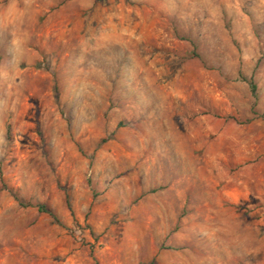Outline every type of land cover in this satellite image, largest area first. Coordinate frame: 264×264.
<instances>
[{"label":"rangeland","instance_id":"rangeland-1","mask_svg":"<svg viewBox=\"0 0 264 264\" xmlns=\"http://www.w3.org/2000/svg\"><path fill=\"white\" fill-rule=\"evenodd\" d=\"M0 264H264V0H0Z\"/></svg>","mask_w":264,"mask_h":264},{"label":"trees","instance_id":"trees-1","mask_svg":"<svg viewBox=\"0 0 264 264\" xmlns=\"http://www.w3.org/2000/svg\"><path fill=\"white\" fill-rule=\"evenodd\" d=\"M246 82H247V83L249 84V86H250L251 93H252V94H255L256 86L254 85L253 81L248 80V81H246ZM53 92H54V98H55V101L58 103V101H59V91H58V87H57V85H56V82H55V84H54ZM37 209H38L39 212L47 214L51 219H53V221H54L55 223L61 225V223L59 222L57 216H56L51 210L47 209V208H46L45 206H43V205H39V206H37Z\"/></svg>","mask_w":264,"mask_h":264}]
</instances>
